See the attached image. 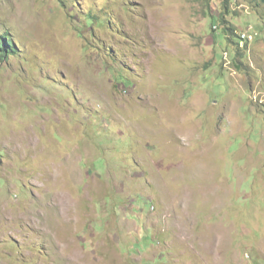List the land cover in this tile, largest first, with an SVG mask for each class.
<instances>
[{
  "label": "rangeland",
  "instance_id": "1",
  "mask_svg": "<svg viewBox=\"0 0 264 264\" xmlns=\"http://www.w3.org/2000/svg\"><path fill=\"white\" fill-rule=\"evenodd\" d=\"M224 2L0 0V264H264V0L227 48Z\"/></svg>",
  "mask_w": 264,
  "mask_h": 264
},
{
  "label": "trees",
  "instance_id": "2",
  "mask_svg": "<svg viewBox=\"0 0 264 264\" xmlns=\"http://www.w3.org/2000/svg\"><path fill=\"white\" fill-rule=\"evenodd\" d=\"M231 4V0H225V2L222 4V12L218 15H216V17H212V25L216 26L217 28L221 29L219 30V34L218 36H220L221 41L222 42H226L227 46L231 45L232 43L234 45H237L238 42H233L231 41V39H229V37H236L240 40V36L239 35H235V27L231 26V25H227L226 21H225V16H229L230 14V10L228 8V5ZM264 23V22H263ZM264 26V24H263ZM263 26H261L263 28ZM216 30V28H215ZM213 31V30H212ZM16 46L14 45V42L12 41L10 35L8 34H3L0 35V62L6 60L8 57L14 55L16 53L15 51ZM240 59L241 61L237 60ZM232 62L233 65L235 67L236 70H241V66L243 65V56L239 53V50L236 48V55H234V57L232 56ZM118 79H123L124 78L122 76H119Z\"/></svg>",
  "mask_w": 264,
  "mask_h": 264
},
{
  "label": "clouds",
  "instance_id": "3",
  "mask_svg": "<svg viewBox=\"0 0 264 264\" xmlns=\"http://www.w3.org/2000/svg\"><path fill=\"white\" fill-rule=\"evenodd\" d=\"M6 34H8V33H6ZM1 35H3V34H1ZM9 35V34H8ZM240 36V41H244V42H247L248 40L247 39H249V37H251V35H249V36H247V33H242L241 35H239ZM14 42V41H13ZM15 45V44H14Z\"/></svg>",
  "mask_w": 264,
  "mask_h": 264
}]
</instances>
